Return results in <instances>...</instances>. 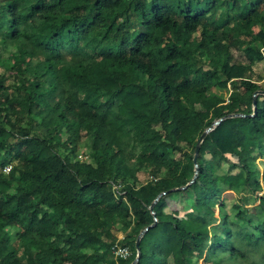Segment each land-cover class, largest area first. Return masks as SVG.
Here are the masks:
<instances>
[{"label":"trees","instance_id":"trees-1","mask_svg":"<svg viewBox=\"0 0 264 264\" xmlns=\"http://www.w3.org/2000/svg\"><path fill=\"white\" fill-rule=\"evenodd\" d=\"M263 48L264 0H0V264H131L149 207L178 187L175 204L206 216L218 204L264 246L262 202L240 210L218 180L236 170L235 120L264 136L263 101L251 116ZM230 114L246 117L213 127L187 185L201 136ZM240 180L237 191L264 190L255 175ZM168 196L136 264L247 256L232 242L239 231L190 232ZM153 229L161 244L147 238ZM117 243L128 259L114 257Z\"/></svg>","mask_w":264,"mask_h":264},{"label":"rangeland","instance_id":"rangeland-1","mask_svg":"<svg viewBox=\"0 0 264 264\" xmlns=\"http://www.w3.org/2000/svg\"><path fill=\"white\" fill-rule=\"evenodd\" d=\"M135 26H137V25H135ZM241 119H244V118H241ZM242 121H244V120H242ZM237 122H239V120H236V123ZM244 127L246 128L247 126L245 125ZM111 128H112V131H113L114 130L113 125H111ZM239 134H241V132ZM111 136H112L113 140L115 141V143H119V139L116 138L113 133L111 134ZM238 139L241 140L240 138H238ZM253 139H254L253 141L251 139H248V141L249 140L251 141L250 142L251 144L248 146V149H247V153L250 154V157L248 159L249 160L248 161V165H246L247 166V172L245 171L246 173L244 174V175H248V176H244L241 173V169H240L241 166L239 165L241 154H240V152H238L237 155H235L233 157V159L236 158L235 161L237 162L236 163L237 166H236V170L234 171L233 178H235L236 175H239L241 177H248V178H249V175L250 176L251 175H255L256 178H259V180L262 182L263 187H264V181H263V178H264V136L263 135L258 136V137L254 136ZM241 141H243V140H241ZM237 146H238V144H237ZM256 156H261V159L256 161L254 159ZM207 159H208V157H207ZM229 166L230 165H227L226 168L228 169ZM227 169H226V171L222 172L226 176H227V174H226ZM259 172H260V174H259ZM233 178L229 179V177H228L227 180H222L221 184L222 185H226L228 188L232 187L233 189L236 190V186L238 185V183L235 182L233 180ZM239 181H241V180H239ZM242 187H243V189H242L241 193L236 192V193L233 194L235 199H237V200L239 199V202L236 203V207L240 208V210H244L245 208H249V207L250 208L257 207V205H254V207L252 206V204H254V202L253 203H249L248 205H243L241 200L244 199V198L257 199V200L261 198V202L264 205V192H263V190H261L259 192L256 191V193L251 192L249 194L247 192V190H246L247 188H245V186H242ZM250 188L252 190L254 188V184H252ZM262 198H263V200H262ZM167 203L169 204V205L167 204L168 205L167 212L170 213L171 210L175 207V199L173 200V198H168ZM214 210H215L216 216H217V214H219L220 212H218L217 207ZM198 215H199L200 218H202V219L204 218V215L201 214L200 212L198 213ZM231 219H232V222H231L232 223V227L234 228L235 226H234L233 220L235 221V218L232 217ZM219 224L220 223L218 222V225ZM229 225H231V224L229 223ZM255 225H256V223L253 224V226H255ZM241 226H243V224ZM253 226H250V227L253 228ZM198 228H199V230H197V231H205L206 234L209 235V236H211V234L213 233L212 229L210 230L209 228H205L204 226H202V227L200 226ZM220 228H221V226H220ZM233 231H239V230L233 229ZM247 232H249L248 229L247 230H240L239 232H237L234 235H232V242L234 244L236 243L235 245L240 250H242V252L244 254L247 253V256L244 259H232L230 257H227V255H226L222 259V262L220 264H242V263L243 264H250L251 261H258V262L264 264V246L262 244H259L256 247H253V245H249L248 243L256 242L257 241L256 239L259 238V237H257V238H254L253 236L251 237V235H254L253 232H252L251 235H250V238L249 239H245V238L242 237V235H246ZM218 233L222 236V239H224V233H223V231L221 229H218ZM156 234L160 235V234H158V232H156ZM210 241L212 243L214 240L210 239ZM245 259H246V261H245ZM243 261H245V262H243Z\"/></svg>","mask_w":264,"mask_h":264},{"label":"crops","instance_id":"crops-1","mask_svg":"<svg viewBox=\"0 0 264 264\" xmlns=\"http://www.w3.org/2000/svg\"><path fill=\"white\" fill-rule=\"evenodd\" d=\"M257 99L259 100V101H263L264 102V95L263 94H260V95H258V97H257ZM245 126V124H239V122H237L236 123V120H235V122H234V131H235V133H240L241 132V134H239L240 136H239V138H242L243 139V141H238L236 144H235V146H234V149H235V153L233 154V155H228L227 157H228V159L231 161V162H233L234 164H236L237 162L235 161V159L236 158H234L233 159V157L235 156V155H237V153L238 152H240V154H241V156H240V163H239V165L240 166H246V165H248V159H249V157H247L246 155H247V149H248V146L251 144L250 142V140L248 141V139H251L252 141L254 140L253 139V137L254 136H252V134L250 133V131H249V127L247 126L246 128L244 127ZM264 131V130H263ZM247 132V133H246ZM248 142V143H247ZM237 144H238V146H237ZM255 159V158H254ZM259 159H261V157H258L257 159H255L256 161H258ZM237 165V164H236ZM220 176V178H218V180H219V183H221V181L222 180H227L228 179V177L225 175V174H222V175H219ZM242 177L241 176H239V175H236L235 176V178H233L234 179V181H238V180H240ZM221 187H222V189H224V193H232V194H234V193H236V192H239V193H241L240 192V189L237 191V190H235V189H233L232 187H227L226 185H222L221 184ZM203 190L205 191L206 190V195H210L211 193H213V191H214V189H209L208 187L207 188H204L203 187ZM256 191H261V190H258V189H256L255 188V185H254V188L251 190H247V192L250 194L251 192H253V193H256ZM263 192H264V190H263ZM258 195V194H257ZM168 196V195H167ZM177 196H178V193L177 194H175V195H170V196H168L167 198H166V202H167V200H168V198H173V200L175 199L176 200V198H177ZM247 197V196H246ZM254 197V196H253ZM262 197V196H261ZM246 199H248V198H246ZM249 200V203H253L254 202V204H252V206L254 207V205H259L260 203H261V198L260 199H248ZM168 204V203H167ZM169 205V204H168ZM251 206V207H252ZM216 207H217V209H218V212H220V209H219V205L217 204L216 205ZM216 207L214 208V209H216ZM238 208V207H237ZM255 208L256 207H254V208H252L249 212H255L256 213V210H255ZM212 210V212H213V214L212 215H209V216H206V215H204V213L203 212H201L200 211V209L199 208H197V207H194V208H189V209H183L182 207H181V205L180 204H175V207L171 210V212L170 213H173L172 215L173 216H175V217H179L182 221H183V223H184V225L187 227V229L188 230H190V232H197V230H199V228L198 227H202V226H204L205 228H209L210 230L212 229H222V227H228L229 229H231V230H233V229H235V230H243V229H241L240 227H238V228H236V227H232V219H231V217L229 218V220H228V223H226V222H224L223 220H222V218H221V216H220V214H221V212L219 213V214H217V216H216V212H215V210ZM238 209H240V208H238ZM201 213V214H203L204 215V218L202 219V218H200L199 217V215H198V213ZM249 216H253V218L255 217L253 214H249ZM218 222L220 223L219 225H218ZM229 223L231 224V225H229ZM220 226H221V228H220ZM155 227V226H154ZM153 228V227H152ZM156 232H158V234H160V235H157L156 234ZM117 238L120 240L121 238L123 239L124 238V234H122V233H118L117 235ZM143 238V237H142ZM150 241H151V243H157V244H161V239H162V235H161V233H160V231L159 230H157V229H153L150 233H149V235H148V237H147ZM141 241V240H140Z\"/></svg>","mask_w":264,"mask_h":264},{"label":"water","instance_id":"water-1","mask_svg":"<svg viewBox=\"0 0 264 264\" xmlns=\"http://www.w3.org/2000/svg\"><path fill=\"white\" fill-rule=\"evenodd\" d=\"M260 94H263L264 95V90H258L255 92L254 94V98H253V114H251V116L255 115L256 114V111H257V106H258V103H257V97L258 95ZM246 117L245 115H241V114H230V115H225L219 119H216L214 120L213 124H212V127L208 128L204 133L203 135L201 136L200 138V142L198 143L197 147H196V150H195V154H194V159H193V163H194V168H195V174H194V178L192 181H190L187 185H190V184H193L196 179L199 177L198 176V173H199V164H198V157H199V153H200V149H201V144L203 142H205V138L207 137V135L212 131L213 127L214 126H217L222 120L224 119H234V118H244ZM184 187H178L177 189L175 190H171V191H168V192H164L162 193L159 197H157L154 202L151 204V206L149 207V210L151 211V214L153 216V223L145 228L137 237L136 241H135V248H136V256H135V259L133 260V262L131 264H136L139 257H140V249H139V244H140V240L142 239V237L144 236V234L152 227H154L157 223V220L154 216V213H153V206L155 205V203L157 201H159V199L162 197V196H167L169 195L170 193H172L173 191H177L179 189H183Z\"/></svg>","mask_w":264,"mask_h":264},{"label":"built area","instance_id":"built-area-1","mask_svg":"<svg viewBox=\"0 0 264 264\" xmlns=\"http://www.w3.org/2000/svg\"><path fill=\"white\" fill-rule=\"evenodd\" d=\"M264 50V48L262 49ZM264 82V79L262 80ZM83 157L79 156V159L81 160ZM11 170V165H7L3 168V173L7 174ZM122 240V238L120 239ZM112 253L116 259L126 260L131 256V251L127 246H122L120 244H115L112 248Z\"/></svg>","mask_w":264,"mask_h":264}]
</instances>
